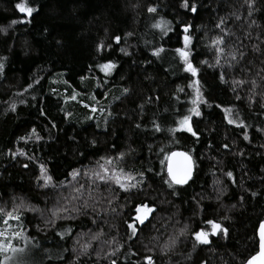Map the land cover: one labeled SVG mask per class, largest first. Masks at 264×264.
<instances>
[{"label": "trees", "instance_id": "trees-1", "mask_svg": "<svg viewBox=\"0 0 264 264\" xmlns=\"http://www.w3.org/2000/svg\"><path fill=\"white\" fill-rule=\"evenodd\" d=\"M20 2L0 0V232L34 264H245L264 221V0H28L30 23ZM177 150L195 172L169 187ZM209 220L228 231L204 244Z\"/></svg>", "mask_w": 264, "mask_h": 264}, {"label": "snow or ice", "instance_id": "snow-or-ice-1", "mask_svg": "<svg viewBox=\"0 0 264 264\" xmlns=\"http://www.w3.org/2000/svg\"><path fill=\"white\" fill-rule=\"evenodd\" d=\"M15 7L18 9V11L20 13L26 14V21L30 23L31 21L28 18L32 17V15L36 11V9L34 7L29 6L28 0H23V2L17 3L15 5ZM183 7H185V8L189 7L187 0H185ZM148 10H149V12H155L156 11L155 8H149ZM190 10L192 12H195L197 9H196L195 5H193V6H191ZM22 22H25V20H20V21L14 20V21H12L13 24L22 23ZM165 24H166V22L161 20L160 22L155 24L154 27L161 28L162 30H164ZM0 30L6 31L7 29H0ZM184 30H185V32H187V27H185ZM119 39H120V37H116L117 42L119 41ZM189 39H190V37L185 35L184 40H185L186 45H187V42L189 41ZM100 47H103V45H101ZM121 51H124V49H121ZM161 51H163L162 48L156 49L154 54L159 55V53ZM176 51L179 53L180 57L184 61L185 71L192 73L193 76H196L199 72V69H197L191 63V61L189 59L190 52L186 51L184 48L177 49ZM99 67L105 73H110L112 71V69L115 68V64H113L112 62H108L106 64L99 65ZM2 69H3V65L0 64V71H2ZM221 79H223V76H221ZM191 86L194 88V90L196 92V97L192 100V104L194 105V107L190 111H191V113H194V115L198 117L201 115V113L199 111V104L201 102L207 103V101L203 99V94L200 91L198 79ZM181 91H183V89H181ZM125 92H127V89H125ZM72 98L75 99V96H73ZM12 108H13V110L15 109L14 104L12 105ZM93 111H95V109H93ZM225 112L228 113L229 116H231V109H225ZM191 120H192L191 115L184 116L183 119L180 121V126L182 129L191 133L193 136H196L197 133L192 128ZM228 122L230 124L236 123V121L231 119V118H229ZM33 133L35 134V129H33ZM36 138L39 139L40 137L37 136ZM21 139H23V137H21ZM245 139H247V136H245ZM93 143H95V141H93ZM225 147H227V145H225ZM21 154H23V153H21ZM121 155H123V154H121ZM171 157L173 158V162L170 163L168 166V175L170 177V179L168 181L169 187H172L174 184L175 185L187 184L188 181L191 179V175H192L191 157L187 153H184V152H173V153H171ZM176 158H180V159H176ZM41 168L43 169V165H41ZM104 171L107 172V169H104ZM75 174L76 173H74V175ZM97 175H99V174L97 173ZM141 175H143V174H141ZM227 175L232 176V173L229 172V173H227ZM100 178L105 179L104 176H100ZM51 179L52 178L50 176H46L45 177V183L50 182ZM113 179L115 180V182L117 184H120L121 188H124L125 190H127L129 187L135 188V187H137V184L141 183V181H137V184H131V185H125L124 183H122V179H128V180L134 179L131 176H123L122 177L120 175H117V176H114ZM142 210H143V215H137L135 217L136 220H139L140 224H143L144 221L148 218V214L152 212V209L149 208L146 204L138 206L136 208L137 213H141ZM16 219H19V217H16ZM207 223L212 226L211 233L206 232L205 230L201 229L200 231L195 233V237H196L197 241H200L201 243L207 244V243H209L208 236L210 234H218L221 231L225 235L227 234V231H228L227 228H223L221 224L216 223L215 221H212V220L207 221ZM128 227H130L132 229V234L135 235L136 231H137V226L135 224V221H133V223L129 224ZM19 235H20L19 232H14V233H12L11 238H5L2 242H0V254H4V264H20V260L17 258L20 257V254L25 253V249L16 248L11 243V239L18 237ZM3 236H4V233L0 232V237H3ZM259 237H260V249L256 253V255L252 256L247 261V264H264V223L260 224ZM8 252H11L13 255L12 256L7 255L6 253H8ZM146 259L148 260V264H154L151 256L146 257ZM113 264H115V261H113Z\"/></svg>", "mask_w": 264, "mask_h": 264}, {"label": "rangeland", "instance_id": "rangeland-1", "mask_svg": "<svg viewBox=\"0 0 264 264\" xmlns=\"http://www.w3.org/2000/svg\"><path fill=\"white\" fill-rule=\"evenodd\" d=\"M79 93H81L80 91L75 92V94L73 96H75V99H79ZM152 209V208H151ZM137 215H143V210L141 211V213H137ZM136 215V216H137ZM150 215V213L148 214V216ZM16 218V215H14ZM5 233V232H3ZM12 236V232L9 230V233H6V235H4L2 238L0 237V242H2L4 239L3 238H11ZM14 247L19 248L17 246L14 245V243H12ZM25 249V253L20 254V257H18L17 259L20 260V264H34L32 261V252H28L26 248ZM9 256H12L13 254L11 252L6 253ZM0 264H4V254H0Z\"/></svg>", "mask_w": 264, "mask_h": 264}, {"label": "water", "instance_id": "water-1", "mask_svg": "<svg viewBox=\"0 0 264 264\" xmlns=\"http://www.w3.org/2000/svg\"><path fill=\"white\" fill-rule=\"evenodd\" d=\"M174 152H184V153H187V152H185V151H182V150H177V151H174ZM190 157H191V163H192V175H191V179L193 178V176H194V172H195V162H194V160H193V158H192V156L189 154V153H187ZM176 159H180V158H176ZM173 162V158L171 157V154L169 155V157H168V160H167V170H168V166H169V164L170 163H172ZM190 179V180H191ZM189 180V181H190ZM188 181V182H189ZM184 185H186V184H184ZM262 223H264V221L262 222ZM259 228H260V226H259ZM259 228H258V238H259V249H260V237H259ZM259 249H258V251H259ZM254 255H256V254H254ZM253 255V256H254ZM251 258V257H250ZM249 258V259H250ZM248 259V260H249ZM247 260V261H248ZM247 261L245 262V264H247Z\"/></svg>", "mask_w": 264, "mask_h": 264}, {"label": "bare ground", "instance_id": "bare-ground-1", "mask_svg": "<svg viewBox=\"0 0 264 264\" xmlns=\"http://www.w3.org/2000/svg\"><path fill=\"white\" fill-rule=\"evenodd\" d=\"M168 171V170H167Z\"/></svg>", "mask_w": 264, "mask_h": 264}]
</instances>
